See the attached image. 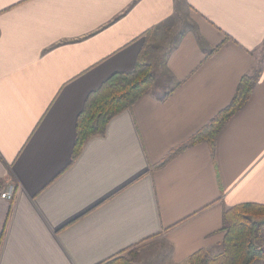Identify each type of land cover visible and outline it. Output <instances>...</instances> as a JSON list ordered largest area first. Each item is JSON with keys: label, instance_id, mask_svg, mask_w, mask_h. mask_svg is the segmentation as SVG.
Segmentation results:
<instances>
[{"label": "crops", "instance_id": "0c3cea01", "mask_svg": "<svg viewBox=\"0 0 264 264\" xmlns=\"http://www.w3.org/2000/svg\"><path fill=\"white\" fill-rule=\"evenodd\" d=\"M150 35L167 45L158 64ZM143 51L150 90L73 160L88 95ZM259 69L215 156L202 141L156 167ZM0 178V264L220 252L224 211L264 204V0H0Z\"/></svg>", "mask_w": 264, "mask_h": 264}, {"label": "trees", "instance_id": "16d2710c", "mask_svg": "<svg viewBox=\"0 0 264 264\" xmlns=\"http://www.w3.org/2000/svg\"><path fill=\"white\" fill-rule=\"evenodd\" d=\"M152 33V31L150 32ZM227 38H230L227 35ZM214 49L212 52H214ZM143 51L133 70L116 72L100 86L90 92L84 108L79 113L76 126V141L72 159L78 158L83 145L94 135H101L117 114L130 109L139 98L147 93L155 79L152 64L147 61ZM261 70L242 76L238 89L231 102L198 130L190 139L173 148L156 167L166 165L187 147L206 142L215 156L216 143L223 127L230 118L243 108L251 97L253 88L260 77ZM0 178V190L4 188ZM224 237L221 252L212 255L203 248L193 253L187 264H264V247L258 244L264 230V204L242 203L224 211L221 227ZM4 233L0 234V247ZM104 264H134L123 253L109 257Z\"/></svg>", "mask_w": 264, "mask_h": 264}, {"label": "rangeland", "instance_id": "374dc122", "mask_svg": "<svg viewBox=\"0 0 264 264\" xmlns=\"http://www.w3.org/2000/svg\"><path fill=\"white\" fill-rule=\"evenodd\" d=\"M163 41H164V39L160 40V37L159 38L158 37L154 38V35H150L149 42H148L149 43V48L153 47L152 43H155L154 45H156V46H154V48L156 47L155 50L150 49L151 51H153V52H151V55L155 56V54H156V57H155L156 59H154V63H156V64H158L161 61V56L160 55H162L163 53L166 52V48H167L166 46L167 45L164 46L165 44L162 43ZM165 42H166V40H165ZM220 231L222 232V230H220ZM223 237H224V235H223ZM259 239L260 240L258 241V244L260 246L264 247V230L261 232V238H259ZM222 240H223V238H222ZM222 240H221V242H222ZM221 242H220V248H221ZM138 249L139 248H137V247H133L129 251L125 252L123 255H124V257L132 259L133 263L136 264L137 261L140 260V258H139L140 251ZM221 250H222V248H221ZM210 253L212 255H216L217 253H219V251L217 252V251L213 250V251H210Z\"/></svg>", "mask_w": 264, "mask_h": 264}, {"label": "built area", "instance_id": "2783aa9c", "mask_svg": "<svg viewBox=\"0 0 264 264\" xmlns=\"http://www.w3.org/2000/svg\"><path fill=\"white\" fill-rule=\"evenodd\" d=\"M17 190H18V187L16 185H10L8 186V188L2 193V197L4 199H7V200H10V201H13L14 198L16 197L17 195Z\"/></svg>", "mask_w": 264, "mask_h": 264}]
</instances>
